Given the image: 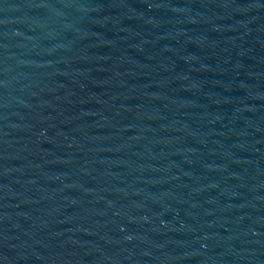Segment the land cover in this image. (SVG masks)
Returning <instances> with one entry per match:
<instances>
[{
	"label": "water",
	"instance_id": "water-1",
	"mask_svg": "<svg viewBox=\"0 0 264 264\" xmlns=\"http://www.w3.org/2000/svg\"><path fill=\"white\" fill-rule=\"evenodd\" d=\"M0 264H264V0H0Z\"/></svg>",
	"mask_w": 264,
	"mask_h": 264
}]
</instances>
